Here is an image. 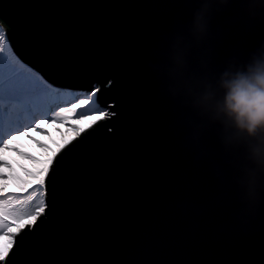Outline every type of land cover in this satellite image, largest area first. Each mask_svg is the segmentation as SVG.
Masks as SVG:
<instances>
[{"label":"water","instance_id":"95a60500","mask_svg":"<svg viewBox=\"0 0 264 264\" xmlns=\"http://www.w3.org/2000/svg\"><path fill=\"white\" fill-rule=\"evenodd\" d=\"M0 19L45 81L99 84L115 113L55 153L0 264H264V172L250 189V138L215 118L223 74L264 58V0H0Z\"/></svg>","mask_w":264,"mask_h":264},{"label":"rangeland","instance_id":"374dc122","mask_svg":"<svg viewBox=\"0 0 264 264\" xmlns=\"http://www.w3.org/2000/svg\"><path fill=\"white\" fill-rule=\"evenodd\" d=\"M5 54H7V50ZM21 62L23 61L21 60ZM61 92L65 93L66 91ZM68 106H70V102ZM49 114L38 121L35 127L26 131H17L11 137L3 136L7 147L0 143V164L4 165L0 167V177H6V179L0 178V198L13 197L8 202L11 207L19 209L27 203L39 202L38 192H33V189L39 185L41 180L44 181V188L40 190L43 191L44 198L45 179L55 153L97 120L95 116H85L79 119L76 112H68L64 114L63 122L60 120L50 121L47 119ZM52 115L55 113L52 112ZM65 115L72 116L67 118ZM32 121H30L31 123L28 121L24 128L31 125ZM66 123H74L77 127L68 126ZM28 157H34V159ZM30 195L31 201L26 199ZM14 197H20V199ZM42 211L38 209L37 215L27 216L24 219L7 218L12 226L7 229L5 234L0 235V252H3L4 256L12 246L15 235L26 225L32 224Z\"/></svg>","mask_w":264,"mask_h":264},{"label":"snow or ice","instance_id":"6c2138e0","mask_svg":"<svg viewBox=\"0 0 264 264\" xmlns=\"http://www.w3.org/2000/svg\"><path fill=\"white\" fill-rule=\"evenodd\" d=\"M9 28L7 24L0 19V121L3 119L4 105H8L9 109L18 112L22 115H32L35 118L31 125L18 131H26L31 127L37 126L38 121L43 117L35 116V111L40 107V101L43 99H51L61 95V93L50 85L43 77L32 68L25 65L15 55L11 48L10 41L7 38ZM7 50V54L6 53ZM101 91V86L95 84L91 91L85 92L83 96H77L74 101L70 102V106H58V110L50 108L55 115H48L50 121L60 120L63 122L64 114L68 112H76L77 118L82 119L85 116H95L98 123L100 120L109 119L115 113L109 111L114 105L107 107L101 106L99 103L98 93ZM11 123H17L18 119H13ZM91 127V126H90ZM0 143L7 147V143L3 138V128L0 126ZM34 159V157H28ZM4 166L0 164V167ZM5 178L6 177H0ZM44 181L41 180L39 185L33 189V192H38V201L31 202L21 206V208L11 207L9 201L13 197L6 196L0 198V235L7 232V229L12 225L9 223L8 217L19 220L27 216L37 215V210H43L45 207L43 191ZM20 199V197H14ZM31 201V195L26 198ZM26 210H23L25 209ZM30 227V225L28 226ZM15 235V234H12ZM4 259V253L0 252V260Z\"/></svg>","mask_w":264,"mask_h":264},{"label":"clouds","instance_id":"9594fccd","mask_svg":"<svg viewBox=\"0 0 264 264\" xmlns=\"http://www.w3.org/2000/svg\"><path fill=\"white\" fill-rule=\"evenodd\" d=\"M228 0H221L227 4ZM205 9L196 14L195 24L199 33L206 30ZM221 86L226 90L223 102H217L215 118L226 117L237 133L250 138L245 144L246 173L250 189L255 188L261 172H264V58L254 60L246 72L234 75L225 72ZM209 95L204 100H209ZM227 142L231 138L226 137Z\"/></svg>","mask_w":264,"mask_h":264},{"label":"trees","instance_id":"16d2710c","mask_svg":"<svg viewBox=\"0 0 264 264\" xmlns=\"http://www.w3.org/2000/svg\"><path fill=\"white\" fill-rule=\"evenodd\" d=\"M60 93L61 95L57 97L41 100L39 102L40 107L34 110L35 116L44 117L46 114L49 113H50L49 115H52V111L49 110L50 108H55L58 110V106H68V103L74 101L77 96H83L85 94V91H75V92H65V93L60 92ZM65 116L68 118L71 117L72 115H65ZM34 118L35 117L32 115L20 116L18 112H14L12 109H9L8 105L5 103L3 119L2 121H0V126H2L3 128V136L11 137L13 134L17 133L18 129L24 128V126L27 125L28 121L29 123H31L30 121H32ZM13 119H18V122L11 123L10 121ZM66 124L74 128L77 127L76 124L74 123H66Z\"/></svg>","mask_w":264,"mask_h":264},{"label":"bare ground","instance_id":"6f19581e","mask_svg":"<svg viewBox=\"0 0 264 264\" xmlns=\"http://www.w3.org/2000/svg\"><path fill=\"white\" fill-rule=\"evenodd\" d=\"M52 164H53V163H52ZM54 165H55V164H54ZM54 165H53V166H54ZM51 166H52V165H51Z\"/></svg>","mask_w":264,"mask_h":264}]
</instances>
